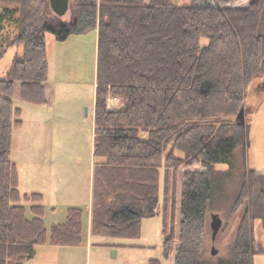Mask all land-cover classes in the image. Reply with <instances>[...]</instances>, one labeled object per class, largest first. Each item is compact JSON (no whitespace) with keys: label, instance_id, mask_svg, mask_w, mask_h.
I'll use <instances>...</instances> for the list:
<instances>
[{"label":"trees","instance_id":"trees-1","mask_svg":"<svg viewBox=\"0 0 264 264\" xmlns=\"http://www.w3.org/2000/svg\"><path fill=\"white\" fill-rule=\"evenodd\" d=\"M68 11L65 22L48 0H0V56L16 49L0 79V264L83 243V209L68 208L47 231L42 195L19 190L11 150L23 121L12 96L18 83L21 101L46 103V33L64 42L95 30L91 235L138 239L141 222L161 212L164 257L208 264L207 213L243 208L231 257L218 264H254L264 255L256 235L264 230V175L248 166L246 151L236 156L232 132L253 82L264 79V0H70ZM109 98L120 106L109 109Z\"/></svg>","mask_w":264,"mask_h":264},{"label":"rangeland","instance_id":"rangeland-1","mask_svg":"<svg viewBox=\"0 0 264 264\" xmlns=\"http://www.w3.org/2000/svg\"><path fill=\"white\" fill-rule=\"evenodd\" d=\"M169 1L177 6L189 4V0ZM70 16L68 11L61 19L67 22ZM97 34L95 30L84 36H70L64 42H57L51 33H46V103L31 105L21 101L18 83L12 96L14 106L22 110L23 121L21 129L13 131L11 150V159L19 176V190L27 194L43 192L47 205L52 196V188L58 189L62 196L58 199L59 207L55 213L47 210L43 217L47 231L52 224L65 221L67 207L85 209L90 203L92 168L96 162L92 152ZM15 52V48L8 49L0 56V79L5 77ZM119 106L120 102L117 106L113 105L112 100L109 101V109ZM245 108V130L235 125L236 129L232 132L237 140L236 156L242 159L243 152L246 151L248 166L256 170L257 174L264 175V79L253 82ZM246 126H249L247 149L244 145ZM215 168L226 170L227 165L217 164ZM196 170L203 171L201 168ZM183 173L181 171L180 176ZM181 182L182 180L179 183ZM229 204H225L223 208L228 209ZM26 208L28 211V205ZM212 213L219 214L223 221L214 241L211 239L210 229ZM242 213L243 208L234 214H228L225 210L207 213L203 259L208 264H218L230 259ZM28 216H31L30 212ZM175 221L177 237L180 221L178 209ZM88 227L86 214L83 246L39 247L35 258L25 264H148L150 259H157L161 264H173L175 253L168 259L163 255L161 212L141 222L138 239L88 237ZM256 235L264 241V230L258 228ZM213 248L217 250L216 255L211 254ZM259 262H264V259L259 258Z\"/></svg>","mask_w":264,"mask_h":264},{"label":"water","instance_id":"water-1","mask_svg":"<svg viewBox=\"0 0 264 264\" xmlns=\"http://www.w3.org/2000/svg\"><path fill=\"white\" fill-rule=\"evenodd\" d=\"M48 2L51 11L60 18L65 16L69 10L70 0H48ZM245 123V110L244 107H241L235 116V124L244 131ZM210 219L211 239L214 241L222 227L223 221L217 213H212ZM211 254L216 255L217 250L213 248Z\"/></svg>","mask_w":264,"mask_h":264},{"label":"crops","instance_id":"crops-1","mask_svg":"<svg viewBox=\"0 0 264 264\" xmlns=\"http://www.w3.org/2000/svg\"><path fill=\"white\" fill-rule=\"evenodd\" d=\"M93 168H94V164H93ZM93 168H92V170H93ZM90 183H91V181H90ZM92 185H93V180H92ZM91 189H92V187H91ZM50 192H51L52 196L50 197V199L48 201V205H47L44 193L43 192L41 193V195L43 197V201H42L41 204H42V206L44 208V215L46 214L47 210L48 211H52V213H55V210H57V208L59 207L58 199L60 200L61 197H62L61 194H60V191L58 189H56V188H52ZM52 205L55 206V208H53ZM91 207H92V194L90 192V203H88V206H86L85 209H83L84 210L83 237H84V220H85V215L86 214L88 215V223H89V227H88L86 232H87V236L88 237L91 236ZM51 208H53V210ZM68 208H72V207L69 206V207H67V209ZM44 215H43V217H44ZM258 240L261 242L262 246L264 247V241H262L259 237H258ZM82 246H83V243H82ZM51 248H55V247H51ZM36 255H37V252H36ZM259 258L264 259V255L256 256L255 259H254V264H264V262H259Z\"/></svg>","mask_w":264,"mask_h":264},{"label":"built area","instance_id":"built-area-1","mask_svg":"<svg viewBox=\"0 0 264 264\" xmlns=\"http://www.w3.org/2000/svg\"><path fill=\"white\" fill-rule=\"evenodd\" d=\"M117 101H118L117 99H112V103H113V105L116 104Z\"/></svg>","mask_w":264,"mask_h":264}]
</instances>
